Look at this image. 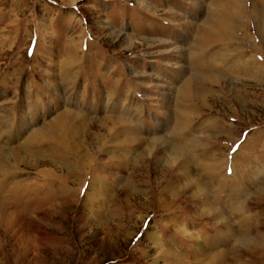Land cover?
<instances>
[{"label":"rangeland","instance_id":"1","mask_svg":"<svg viewBox=\"0 0 264 264\" xmlns=\"http://www.w3.org/2000/svg\"><path fill=\"white\" fill-rule=\"evenodd\" d=\"M262 15L0 0V264H264Z\"/></svg>","mask_w":264,"mask_h":264},{"label":"bare ground","instance_id":"2","mask_svg":"<svg viewBox=\"0 0 264 264\" xmlns=\"http://www.w3.org/2000/svg\"><path fill=\"white\" fill-rule=\"evenodd\" d=\"M237 1L238 0H217V2H220V3H223V4H225L226 5V8H228V7H232L233 5H235L236 3H237ZM237 6V5H236ZM258 14H259V16H260V13L258 12ZM263 17H264V15H262ZM213 18H214V16H213ZM213 18H211V20L210 21H208L207 23H206V30H207V36H211L212 34H215L216 36H219V35H221V33H222V31H223V27H225L221 22H219V21H217V20H213ZM263 25V30H262V34L264 35V23L262 24ZM259 69H260V67H259ZM260 71V70H259ZM187 84V83H186ZM187 85H190V84H187ZM189 88V87H188ZM191 88V87H190ZM67 112V111H66ZM59 121V120H58ZM60 122V121H59ZM118 122H119V120H118ZM63 123V122H62ZM19 124V123H18ZM61 123H59V126H61L60 125ZM130 124V123H129ZM58 126V128H60ZM57 128V129H58ZM126 129V128H125ZM179 129V128H178ZM61 130V129H60ZM122 130V129H121ZM127 130V129H126ZM130 130V129H129ZM63 131V130H62ZM70 131V130H69ZM122 131H125V130H122ZM132 131V130H131ZM185 131V130H184ZM56 132V131H55ZM134 132V131H133ZM186 132V131H185ZM34 133H36V132H34ZM33 133V134H34ZM64 133V135H65V132H63ZM120 133H121V136H122V132L120 131ZM136 133V132H135ZM59 134V133H58ZM70 134V133H69ZM119 134V133H118ZM128 134V133H127ZM130 134H132V132L130 133ZM134 134V133H133ZM137 134V133H136ZM176 134H180L179 135V138L180 137H183V136H185L184 135V132H182V131H179L178 133H176ZM56 135V134H55ZM59 136H61V135H59ZM68 136V135H67ZM119 136V135H118ZM129 136V135H128ZM172 136V135H171ZM31 137H33L32 135H31ZM63 137V136H62ZM133 137V136H132ZM175 137V136H174ZM187 137V136H186ZM56 138V137H55ZM138 139V138H137ZM136 139V140H137ZM161 139V138H160ZM54 140V139H53ZM126 140V139H125ZM139 140V139H138ZM159 140V139H158ZM165 141V140H164ZM55 142V141H54ZM57 142H59V141H57ZM63 142V141H62ZM127 142V141H126ZM155 142V141H154ZM166 142V141H165ZM66 145V144H65ZM58 146V145H57ZM69 146V145H68ZM174 148H176L175 150H173L172 152H174L178 157L179 156H181V155H183L184 154V151L181 149V148H179V145L177 146L176 144L173 146ZM186 150V149H185ZM175 154H174V156H175ZM185 155V154H184ZM186 156V155H185ZM125 158H127V157H125ZM180 158V157H179ZM189 160V158L187 157L186 158V160L185 161H188ZM157 161V160H156ZM174 162V161H173ZM101 164V163H100ZM106 166V165H105ZM84 182V181H83ZM83 183H81V185H82ZM127 184V183H126ZM189 184H190V182H189ZM60 186V185H59ZM61 187V186H60ZM63 187H64V185H63ZM183 187V186H182ZM87 188H89V186L87 187ZM70 189V188H69ZM63 190H64V188H63ZM72 190V192L74 191L73 189H71ZM80 190H82L81 189V186H80V189H79V191H78V194H79V192H80ZM182 190V189H181ZM234 190V189H233ZM207 193V192H206ZM69 194V193H68ZM73 194V193H72ZM128 195V194H127ZM72 196V195H71ZM207 196H208V194H207ZM127 197V196H126ZM217 198V197H216ZM117 200V199H116ZM219 200V199H218ZM204 202H205V200H204ZM219 202V201H218ZM112 203V202H111ZM185 207V206H184ZM207 207V206H206ZM113 214V213H112ZM111 215V214H110ZM199 216V215H198ZM106 219V218H105ZM109 220V219H108ZM184 232V231H183ZM183 234V233H182ZM226 237V236H225ZM245 238V237H244ZM193 240V239H192ZM216 240V239H215ZM212 242V241H211ZM208 245V244H207ZM213 245V244H212ZM256 244H254L251 248H250V251L251 252H255L256 251V249H257V245L255 246ZM173 248V247H172ZM228 250V249H227ZM227 250H224V249H221V250H218L217 252H215L214 254V256L212 257V258H209V260H208V264H218L217 263V259L222 263V264H225L224 263V260L226 261V259L228 258V253H227ZM164 252V251H163ZM229 252V251H228ZM250 252V253H251ZM164 253H166V254H168V255H171L172 257H174L175 259H176V257H178V255L176 254V252L175 251H169V252H164ZM164 256V255H163ZM204 260V259H203ZM262 260V259H261ZM170 261H173V260H170ZM177 262V261H176ZM262 263H264L263 261H262ZM206 264H207V262H206Z\"/></svg>","mask_w":264,"mask_h":264}]
</instances>
